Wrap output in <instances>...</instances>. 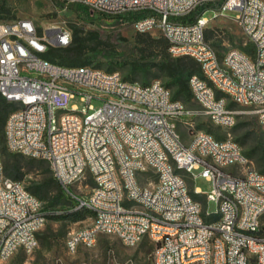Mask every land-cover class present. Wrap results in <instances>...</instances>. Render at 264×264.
Segmentation results:
<instances>
[{
  "label": "built area",
  "instance_id": "1",
  "mask_svg": "<svg viewBox=\"0 0 264 264\" xmlns=\"http://www.w3.org/2000/svg\"><path fill=\"white\" fill-rule=\"evenodd\" d=\"M59 1L109 16L143 14L133 23L136 33L161 31L173 58H192L201 68L190 78L199 108L188 110L160 82L143 86L118 72L45 59L51 47L70 45L68 29L50 37L31 20L0 23V95L18 106L5 124L7 148L49 163L65 197L93 213L88 226L69 233L67 251L113 236L127 248L150 240L153 264H264V174L232 138L218 140L184 121L202 115L230 130L250 114L264 135V0ZM228 12L236 13L231 19L246 43L220 56L206 31ZM76 96L88 104L81 112L68 109ZM93 100L102 106L90 114ZM197 169L212 186L207 194L194 186L204 204L183 175L194 183ZM88 177L94 187L80 199L71 187L81 191ZM209 202L217 213H208ZM46 223L43 202L6 176L0 157V264L37 249Z\"/></svg>",
  "mask_w": 264,
  "mask_h": 264
},
{
  "label": "rangeland",
  "instance_id": "2",
  "mask_svg": "<svg viewBox=\"0 0 264 264\" xmlns=\"http://www.w3.org/2000/svg\"><path fill=\"white\" fill-rule=\"evenodd\" d=\"M2 10L0 12V22H11L20 19L31 20L37 27L40 35L48 34L53 37V31L57 28H65L73 32L74 27H78L86 35L89 32L96 31L109 43L116 58L124 61L122 64H116V61L95 60L89 67L99 68L107 72V69L114 67V72H118L125 79L129 74L128 69L133 64H147L149 69L146 72L138 73L133 76L139 84L149 86L154 82H160L166 88L171 83L170 79L165 77L156 66L159 59H156L157 52H154L144 44L140 43L138 33L133 28V24L118 21L117 19H108L99 13H94L92 19L82 20L68 9L69 6L64 5L59 0H0ZM63 7H62V6ZM215 12L208 10L205 17L209 20L213 19ZM235 12L226 13V17H222L214 22L206 31V37L210 35V42L216 48L220 56H223L230 49H244L246 40L243 37L239 27L236 25L232 17ZM151 38L155 40L163 39L161 31H153L149 33ZM253 50L252 45H248L247 49ZM102 66V67H99ZM174 96L175 89L168 88ZM188 110H196L199 108L196 102H183ZM88 104L81 100V96H76L68 102V109L77 107L81 112ZM93 110H88L91 114L102 106L99 100L91 102ZM194 122V130H204L208 133L210 128L213 130L212 135L222 139L232 138L239 143L244 139L248 131L256 128L260 132V127L250 114H242L239 117L237 125L227 130L224 127L214 125L205 116L196 118L186 117L184 121ZM247 124V125H246ZM179 132L182 134L186 142L190 141L188 128L185 124H180ZM253 167L258 171L255 165ZM196 179L193 183L191 176L187 173L188 184L190 190L199 188L202 193H209L212 189L211 183L205 177L200 176L201 169L193 171ZM39 175L35 173L27 174L23 177L22 182L25 187L33 185ZM83 188L79 191V184L71 190L79 192L80 199H87L94 187V181L88 177L83 181ZM191 190V191H192ZM56 192H52L51 196H56ZM202 203H205L203 197ZM69 206H76L74 200L69 201ZM218 204L209 202L207 211L210 214L217 213ZM92 221V216H87L77 222H53L48 220L45 226L40 230L39 234L42 239L38 238L39 246L33 252L18 251L9 261L4 264H153L154 244L145 239L142 243L134 248L125 247L121 241L113 236H100L97 244L92 248H81L76 253H69L66 248V241L69 233L88 226Z\"/></svg>",
  "mask_w": 264,
  "mask_h": 264
},
{
  "label": "trees",
  "instance_id": "3",
  "mask_svg": "<svg viewBox=\"0 0 264 264\" xmlns=\"http://www.w3.org/2000/svg\"><path fill=\"white\" fill-rule=\"evenodd\" d=\"M1 7L0 5V12L2 10ZM68 9L82 20L92 19L95 13L81 5H71ZM202 10L203 8L197 9L189 21H194L195 16ZM101 15L108 19H117L118 21L133 24L143 14L129 13L122 16ZM138 37L141 44L157 52L155 55L156 59H159V62H157L156 66L165 77L170 79L171 83L168 84V88L175 89L173 99L186 103L191 102L193 96L190 88V78L193 75H201L199 64L189 57L173 58L168 52V42L165 38L155 40L149 34L139 33ZM207 40L210 41V35L207 36ZM247 50L251 51L249 48ZM113 52L109 43L98 32L93 31L84 35L83 31L78 27H74L72 41L69 46L60 48L51 47L43 57L53 63L66 67L89 66L98 59L101 61H116L118 65L122 64L124 61L116 58ZM148 69L147 64L135 63L128 69L129 74L124 80L138 83L133 76L146 72ZM107 72L113 73L114 67L108 68ZM17 108L16 104L9 102L0 95V157L6 176L22 182L23 177L27 174L35 173L39 175V179L33 185L27 187V190L43 202L44 214L47 221L77 222L87 216H93V213L88 209H76V206H69V201L71 200L65 197L60 185L53 177L49 163L14 154L8 150L5 141V124L10 113ZM260 130V132L256 128L249 130L245 138L239 140V143H237L243 148L246 156L253 162L258 171L264 174V135L261 127ZM210 132V134L213 132L211 128ZM217 139L224 140L219 136H217ZM184 178L188 180L187 174H184ZM52 192H56V196H51ZM191 194L202 202L203 196L195 195L193 190ZM37 236L39 239H42L39 233Z\"/></svg>",
  "mask_w": 264,
  "mask_h": 264
}]
</instances>
